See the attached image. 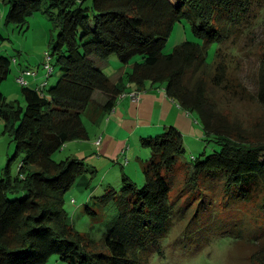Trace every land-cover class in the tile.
<instances>
[{
    "label": "trees",
    "instance_id": "trees-1",
    "mask_svg": "<svg viewBox=\"0 0 264 264\" xmlns=\"http://www.w3.org/2000/svg\"><path fill=\"white\" fill-rule=\"evenodd\" d=\"M0 2L8 4L6 24L24 26L40 11L50 17L57 35L50 40L52 70L47 76L55 73L54 67L61 73L56 82L45 80L41 89L22 85L24 105L10 101L0 88L3 132L15 142V153L0 177V264H46L54 254L65 264H153L193 199L184 205L174 195L178 170L186 175L181 190L190 192L188 197L196 192L208 197L198 199L194 215L205 201L214 208L219 196L227 202L238 196L255 202L257 217L264 222V135L236 126L208 89L209 81L228 90L240 79L234 74V50L240 48L258 55L257 96L250 94L264 104V37L253 43L254 35L260 37L258 20L264 22V15L258 11L251 19L252 11L264 10V0ZM184 19L204 44L188 40L164 53L174 24ZM211 44L218 45L213 61L208 59ZM226 44L232 45L231 52L224 49ZM112 56L127 66L117 80L102 68ZM12 59L0 54V85L12 71ZM148 84L163 85L169 97L200 120L206 143L218 148L210 153L205 148L187 161L180 159L186 145L176 126L142 136L141 145L151 151L142 160L144 184L139 186L123 171L121 189L111 183L85 204L92 215L98 214L90 207L92 201L117 210L106 224V251L99 250L90 234L69 222L65 208L67 192L87 170L85 162L73 156L58 161L54 155L71 141L89 139L86 121L102 126L130 85L143 90ZM233 86L237 91L241 87L240 82ZM19 158L13 175L12 164ZM192 246L198 253L200 248ZM255 257L264 264V251Z\"/></svg>",
    "mask_w": 264,
    "mask_h": 264
},
{
    "label": "rangeland",
    "instance_id": "rangeland-1",
    "mask_svg": "<svg viewBox=\"0 0 264 264\" xmlns=\"http://www.w3.org/2000/svg\"><path fill=\"white\" fill-rule=\"evenodd\" d=\"M7 10L8 4L0 2V54L13 58L12 71L8 79L0 85V88L10 101L18 100L24 105L22 84L17 80V77L21 74H16L21 66L24 69L33 71L34 75L32 76H41L44 80L56 82L61 76L58 68L54 67L55 73L49 78L47 76L48 69L45 68L46 60L52 50L50 40L52 37H56L57 30L54 28L53 21L43 11L35 13L30 17L29 23L24 26L12 23L6 24ZM258 11L261 15H264V10L258 8L252 11L251 19ZM258 32L260 37L254 35L253 43L264 37V22L261 20H258ZM188 40L204 44V41L195 35L189 20L177 21L163 52L171 53L177 45ZM209 47L208 59L213 61L216 58L218 45L211 44ZM231 47V44L224 45V49L229 52H231ZM234 51L238 60L234 74L238 75L240 79L234 81L233 84L240 82L241 87H238L237 91V88L232 84L231 88L225 90L223 87L212 86V81H209L208 89L216 98L223 112L230 116L236 126L251 128L257 134L264 135V104L250 94L251 91L257 96L255 89L259 73L258 55L256 53H243L240 48ZM52 62L54 63V61ZM123 67H125V64L117 56H112L105 63H102L104 72L111 78H115L120 73L117 76L119 78L123 74ZM42 84H39V89L43 88ZM86 124L90 135L95 136L94 129H98V127L89 121H86ZM105 124L104 122L102 127ZM4 128V121L0 119V177L3 175L10 157L15 153V142L3 132ZM147 128L157 127H142L139 132ZM160 129V131L153 134H149L146 130L144 131L146 136H142H154L165 130V128ZM131 137L132 140L137 141L136 136ZM196 140L192 137L185 138L186 151L180 157L181 160L192 161L193 155H198L205 148L207 153L212 152L214 148H218L213 143L208 145L205 138ZM69 143L55 153L56 160H63L73 155V145L67 147ZM139 144L141 146V143ZM140 146L137 144L138 150L141 151V148H143L145 152H148L149 158L151 156L150 149L143 145ZM127 151L128 154L121 155L119 158H111L107 154L99 156V152L93 151L86 159H83L87 170L82 172L72 189L66 194L65 208L68 211L69 222L80 232L90 234L98 243L99 250L106 251L102 245L106 224L116 214L117 210L115 205L100 207L92 201L90 207L98 212L97 215H92L88 213L85 204L93 196L105 193L110 183L118 190L122 188L123 170L121 164L126 156H128L131 164L130 166L125 165L124 172L131 175L130 177L139 186L144 184L142 161L137 159V155L141 153H137L134 148ZM19 161L20 158L12 164L13 175L18 173ZM138 172H140V178L136 180L135 176ZM185 178L184 171L178 170L174 195H179V199H182L181 202L185 201L184 205L193 198L189 204V212L184 219L176 224L167 243L163 240L164 254L155 257L153 264H259L255 254L264 251V222L257 217L258 209L255 202H245L238 196H234L227 202L222 201L219 196L220 201L217 200L214 208L210 206L208 201H205V203H202L201 210H198V213L194 215L193 211L196 208L198 199L203 197V200H207L208 197L204 192H196L188 197L190 192L181 190ZM215 208L217 212L214 211ZM184 232L189 234L180 237ZM226 234L231 235V237H223ZM235 236L238 237L237 241L233 239ZM192 245H197L200 248L198 253L193 251L195 246ZM188 250L191 251V254ZM46 264H65V262L60 259L58 254H54Z\"/></svg>",
    "mask_w": 264,
    "mask_h": 264
},
{
    "label": "crops",
    "instance_id": "crops-1",
    "mask_svg": "<svg viewBox=\"0 0 264 264\" xmlns=\"http://www.w3.org/2000/svg\"><path fill=\"white\" fill-rule=\"evenodd\" d=\"M25 70L21 66L19 72H16V74L20 73L22 75ZM126 70L127 66L125 65L122 70L123 74ZM117 76L113 79L117 80ZM25 79L27 84L32 87H38L40 83L45 82L41 76L25 75ZM134 90H136V87L130 85L126 91L130 92ZM104 122L106 123L105 126L94 129L95 136L92 137L90 135V138L87 140L72 141L68 144L67 147L73 145V157L86 159L93 151H97L99 152V156L107 154L111 158H119L121 155L128 154L127 150L134 148L137 153H141L137 155V159L142 161L148 158V152H145L143 148H141V151L138 150L137 144L140 146V139L142 135H145L144 131L147 130L149 134H153L154 132L160 131V128H165L170 125L176 126L181 130L184 141L186 137L196 138V141L204 138L200 120L193 113L186 111L175 100L169 97L163 85L148 84L142 90L140 99L137 102L133 101L129 94L122 97L118 100L113 111L107 116ZM141 126H156L157 128H147L139 132L142 128ZM100 136H102L103 141L98 147L96 140ZM131 136H136L137 141L132 140ZM125 159H128V164L125 163ZM130 164L131 161L129 162V158L126 156L121 164L122 170L124 171L125 165L130 166ZM139 175L140 172L136 176L134 175L136 180H139Z\"/></svg>",
    "mask_w": 264,
    "mask_h": 264
},
{
    "label": "built area",
    "instance_id": "built-area-1",
    "mask_svg": "<svg viewBox=\"0 0 264 264\" xmlns=\"http://www.w3.org/2000/svg\"><path fill=\"white\" fill-rule=\"evenodd\" d=\"M45 67L48 69V72H51L52 67L50 65V56L48 55V58L46 60L45 63ZM25 75H34V72L31 70H25L24 73L20 76L17 77V80L22 84L25 85L27 84V81L25 79ZM46 85V82H43L42 87H44ZM142 91L141 90H134V91H124L119 95V99H121L122 97L126 96L127 94H129L132 98L133 101L137 102L140 99V95H141ZM118 99V100H119ZM103 138L102 136L98 137L96 140V145L99 147L102 144ZM126 164H128V159H126Z\"/></svg>",
    "mask_w": 264,
    "mask_h": 264
},
{
    "label": "clouds",
    "instance_id": "clouds-1",
    "mask_svg": "<svg viewBox=\"0 0 264 264\" xmlns=\"http://www.w3.org/2000/svg\"><path fill=\"white\" fill-rule=\"evenodd\" d=\"M193 158V157H192Z\"/></svg>",
    "mask_w": 264,
    "mask_h": 264
}]
</instances>
